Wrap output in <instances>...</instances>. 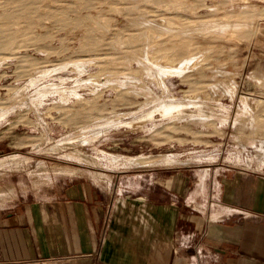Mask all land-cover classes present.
<instances>
[{"label":"rangeland","instance_id":"rangeland-1","mask_svg":"<svg viewBox=\"0 0 264 264\" xmlns=\"http://www.w3.org/2000/svg\"><path fill=\"white\" fill-rule=\"evenodd\" d=\"M33 4L31 19L4 21L0 159L19 160L0 166V190L23 195L64 182L61 174L116 186L122 175L263 169L264 0ZM65 7L83 23L41 16ZM247 10L257 16L243 32L221 36L207 26ZM32 24L34 36L25 30ZM165 42L189 47L177 57ZM166 103L181 110L165 115ZM166 156L180 162L161 163Z\"/></svg>","mask_w":264,"mask_h":264},{"label":"crops","instance_id":"crops-1","mask_svg":"<svg viewBox=\"0 0 264 264\" xmlns=\"http://www.w3.org/2000/svg\"><path fill=\"white\" fill-rule=\"evenodd\" d=\"M262 168L122 175L116 186L61 174L24 196L9 186L0 264H264Z\"/></svg>","mask_w":264,"mask_h":264},{"label":"bare ground","instance_id":"bare-ground-1","mask_svg":"<svg viewBox=\"0 0 264 264\" xmlns=\"http://www.w3.org/2000/svg\"><path fill=\"white\" fill-rule=\"evenodd\" d=\"M33 2L34 0H0V7L3 9L2 12L0 13V50L5 46L6 40L9 39V35H10L9 27L7 24L4 23V21L6 22L19 21L20 19H23V18L25 20L31 19L35 13ZM247 11L248 12L246 13L245 12L241 13L242 15L243 14L245 15L244 17L242 16L243 17L242 19H239L236 21L217 22L214 24H209L207 26L209 27V29H213L215 32H217V34H221V36L229 35L227 33H229V31L231 30L233 31L237 30L238 32H243V30L246 27L253 26V21H255V16H257V13H255L256 11L255 12L249 11V10ZM70 13H71L70 7H65V8L58 10L55 13H47L41 16H45V15L52 16L53 18H55V20L60 21L66 25H69V24L70 25H80L83 23L80 17H76L75 19H72ZM36 27L37 25H34V24L26 25L25 30L29 34L33 35L37 33V30H35ZM188 31L189 30L182 29V30L177 31L176 33L184 36L183 34L187 33ZM160 46H161V49L163 50L171 49V48L175 49L178 52L177 57H179L180 54L183 53V51H185L189 47V44L184 42L180 45H173L169 42H165L161 44ZM199 74H201V72H199ZM160 110L163 111L165 115H169L175 111L179 112L181 108L177 105L166 103L161 107ZM113 159H115V161H120V159L117 157H113ZM18 160H19L18 155H12V156L1 158L0 166H2L3 164H7V162L11 161L14 163V162H17ZM128 160L130 162H133L135 158L130 156L128 157ZM160 162L164 164L178 163L180 162V159H177L173 156H166V157H163V159H161ZM3 192L6 193V191H3L1 189L0 199H1Z\"/></svg>","mask_w":264,"mask_h":264}]
</instances>
